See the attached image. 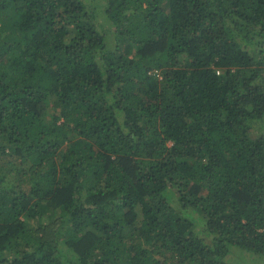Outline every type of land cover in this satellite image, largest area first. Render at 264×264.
Returning a JSON list of instances; mask_svg holds the SVG:
<instances>
[{
  "label": "trees",
  "instance_id": "trees-1",
  "mask_svg": "<svg viewBox=\"0 0 264 264\" xmlns=\"http://www.w3.org/2000/svg\"><path fill=\"white\" fill-rule=\"evenodd\" d=\"M258 257L264 0H0V264Z\"/></svg>",
  "mask_w": 264,
  "mask_h": 264
},
{
  "label": "rangeland",
  "instance_id": "rangeland-1",
  "mask_svg": "<svg viewBox=\"0 0 264 264\" xmlns=\"http://www.w3.org/2000/svg\"><path fill=\"white\" fill-rule=\"evenodd\" d=\"M131 54H133V52H131ZM158 72H159V71H158ZM252 261H255V260H252ZM255 263H256V264H263V263H264V259L261 258V257H258Z\"/></svg>",
  "mask_w": 264,
  "mask_h": 264
}]
</instances>
